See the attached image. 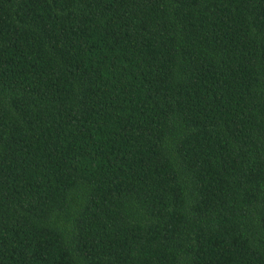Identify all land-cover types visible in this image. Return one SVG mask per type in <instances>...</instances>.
I'll list each match as a JSON object with an SVG mask.
<instances>
[{"label":"trees","instance_id":"obj_1","mask_svg":"<svg viewBox=\"0 0 264 264\" xmlns=\"http://www.w3.org/2000/svg\"><path fill=\"white\" fill-rule=\"evenodd\" d=\"M0 264H264V0H0Z\"/></svg>","mask_w":264,"mask_h":264}]
</instances>
